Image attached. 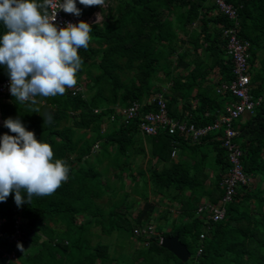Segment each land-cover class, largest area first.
<instances>
[{"label":"trees","instance_id":"16d2710c","mask_svg":"<svg viewBox=\"0 0 264 264\" xmlns=\"http://www.w3.org/2000/svg\"><path fill=\"white\" fill-rule=\"evenodd\" d=\"M226 1L237 8L238 21L220 12L211 15L217 8L211 0H106V7L77 1L80 17L97 10L103 15L90 23L88 48L79 49L82 66L76 84L84 87L81 94L72 95L67 88L63 95L36 97V104L0 98L4 119L19 118L69 168L67 181L50 196H33L29 203L24 192L25 202L18 207L12 192L0 202V218L5 219L0 264H18L4 256L11 250L23 264H264V98L244 123L235 122L247 181L238 182L224 204L225 216L217 221L212 208L226 195L223 179L231 167L221 140L214 133L198 140L182 132L147 135L139 118L127 121L117 112L162 92L171 116L195 127L213 123L234 100L216 90L234 78L223 35L231 26L251 43V67L256 61L260 65L252 74L251 91L255 98L264 96V0ZM7 31L0 21V40ZM182 43L189 46L178 51ZM208 60L212 62L206 66ZM214 66L220 78L204 88ZM7 78V67L0 65V81ZM196 88L194 104L189 98ZM152 110L157 105L143 107L144 113ZM44 116L50 121L45 123ZM5 133L15 135L0 126V138ZM177 144L190 145L193 164L172 160ZM148 156L158 162L145 163ZM127 176L133 181L130 190ZM132 193L143 198L135 215ZM164 200L168 204L159 211ZM174 203L179 213L170 221ZM17 216L26 233L19 243L9 241ZM32 231L31 245L40 247L27 254ZM175 234L191 252L187 262L160 243Z\"/></svg>","mask_w":264,"mask_h":264},{"label":"clouds","instance_id":"9594fccd","mask_svg":"<svg viewBox=\"0 0 264 264\" xmlns=\"http://www.w3.org/2000/svg\"><path fill=\"white\" fill-rule=\"evenodd\" d=\"M79 3L103 7L105 0H79ZM61 9L81 15L77 0H0V21L8 29L0 40V65L7 67L10 93L16 101L36 104V97L63 95L77 83L76 74L82 66L79 49L88 48L92 25L81 20L78 24L67 22L64 27L58 26L57 12ZM227 93L234 97L231 102L239 99L231 92L224 94ZM263 97L260 96L262 101ZM44 118L45 123L50 121V117ZM4 123L15 135L5 133L0 138V202L6 201L12 192L18 207L25 202L24 192L29 203L33 196L52 195L68 179L65 161L54 159L51 144L38 140L19 118L9 117ZM18 247L23 251L22 244Z\"/></svg>","mask_w":264,"mask_h":264},{"label":"built area","instance_id":"2783aa9c","mask_svg":"<svg viewBox=\"0 0 264 264\" xmlns=\"http://www.w3.org/2000/svg\"><path fill=\"white\" fill-rule=\"evenodd\" d=\"M79 1V0H77ZM106 1V0H105ZM219 11L226 14L230 19H237V8L228 3L226 0H213ZM105 4V3H104ZM49 14H51L49 12ZM81 20L92 22L88 17H80L74 14L66 13L62 9L57 12L56 23L60 27L66 26L67 22L79 23ZM224 37L227 40V53L232 57L234 78L231 82H224L218 86L219 93L231 92L239 99L231 102L226 106V113L221 112L217 119L210 125L203 127L191 126L187 121L179 120L171 116L167 101L163 93L155 94L151 99H144L142 101H134L131 105L125 108V118L127 121L130 117L140 119V129L147 135H158L159 133L174 134L182 132L186 136L192 135L193 140L205 136L210 130L218 127H224V136L222 146L228 152V158L231 163L229 171L224 175L223 182L226 185V195L212 208V217L215 221L222 219L226 214V206L224 205L228 200L232 199V194L236 192L238 182L245 183L247 177L242 164L243 149L236 141L239 131L233 126L235 120L246 113H253L255 108L261 103L262 99L259 97L254 99L250 93L251 70H250V46L248 40H243L238 36V30L231 26L224 29ZM72 95L81 94L84 87L76 84L69 88ZM12 96L10 93V78L0 81V98ZM157 105V110H152L144 113L143 107L147 104ZM97 111V110H96ZM6 120L3 117L0 107V126H4ZM175 149L172 155H175ZM5 222L4 218H0V227ZM23 220L17 216L14 222V232L12 234V241L19 243L25 238V231L21 228ZM151 228V227H150ZM139 230H136L138 233ZM3 232L0 231V236ZM164 237L161 238L160 243ZM199 251H202L200 249Z\"/></svg>","mask_w":264,"mask_h":264},{"label":"crops","instance_id":"0c3cea01","mask_svg":"<svg viewBox=\"0 0 264 264\" xmlns=\"http://www.w3.org/2000/svg\"><path fill=\"white\" fill-rule=\"evenodd\" d=\"M231 4V3H230ZM107 5L106 4H104V6L103 7H106ZM223 13V12H221V11H219L218 10V8H216V9H214L213 11H211L210 12V14L211 15H216L217 13ZM98 17H99V19H98ZM89 19H92V22H96L95 20H97L98 19V21H101L102 20V18H103V15H102V12H101V10H97L91 17H88ZM101 19V20H100ZM237 21H238V17H237V19H236ZM97 21V22H98ZM92 22H90V23H92ZM198 23H199V21H197L195 24H193V26L194 27H196V26H198ZM199 54V53H198ZM212 62V60H208V63L206 64V66H209V64ZM256 66H255V68L257 69V68H259L260 67V65H259V61H256ZM202 69H204L203 67H202ZM178 71H180V72H182L185 76L188 74V71H185V70H183L182 68H179L178 69ZM251 76H252V73H251ZM208 77H209V79L207 80V82L205 83V85H204V88H208L209 86H210V83H215V82H217V80H219V78H220V70H219V67L218 66H214V68L210 71V73H209V75H208ZM257 84H259V83H256V85H254V86H257ZM169 85H171V83H169ZM197 90H198V88H196L195 89V91L193 92V94H192V96L189 98L190 100H192V102L194 103V102H196L197 101V97H195V95H196V92H197ZM156 94H159V93H156ZM264 98V97H263ZM195 104V103H194ZM179 107H180V109L182 108V103H180L179 104ZM187 113V112H186ZM223 113H226V109H224V111H223ZM220 114V113H219ZM251 114H245L244 116H242L241 118H239L238 120H239V123H244L245 121H246V119H248L249 118V116H250ZM219 116V115H218ZM217 116V117H218ZM185 121V120H184ZM215 121V120H214ZM236 122V121H235ZM235 122L233 123V126H234V128H235ZM210 124H212V123H210ZM210 124H208V125H210ZM191 126H193V125H191ZM203 127V126H202ZM236 130H238L237 128H235ZM219 131V132H218ZM224 131H225V128L224 127H218V128H216V129H214V130H210L205 136H208L209 134H211V133H214L215 135H213V136H215V138L216 139H218V140H221L222 138H223V136H224ZM239 131V130H238ZM220 132H222V135H220ZM203 137V136H202ZM201 138V137H200ZM200 138H198V139H200ZM197 139V140H198ZM147 143H146V146H148L149 144H148V142H149V139H148V141H146ZM190 145H192L191 143H189ZM185 145V144H177L176 146H174V148L173 149H175V151H176V153H175V155H172V153H171V158H172V160H182L183 162H186V163H189V164H193L194 163V156H195V154H194V152L193 151H191L190 150V145ZM222 144V143H221ZM209 145V142H206L205 143V146L207 147ZM149 148H150V146H149ZM208 152H210V150L208 151ZM201 156V158H203V156L202 155H200ZM141 158H139V160H140ZM145 160V163H150V161H152V163H157L158 162V160L155 158V159H152V157H150V156H148L146 159H144ZM207 170H209L210 171V176L212 177L213 176V171L212 170H210V168H207ZM226 174V173H225ZM224 174V175H225ZM127 179V177L125 178V180ZM127 180H129L130 181V183L131 184H133V181H131L132 179L129 177V179H127ZM125 186H126V182H125ZM131 188H133V186L131 185L130 186V188L128 189L127 187H126V190H130ZM132 196H133V199H137V202L135 203V208L134 209H132L131 210V212L132 213H134V215L136 214V213H138L139 212V210L142 208V204H143V198L142 197H140L138 194H136V193H132ZM168 204V202H166V200H164V202H163V204H162V207L160 208V210L159 211H162L165 207H166V205ZM172 206V205H171ZM177 203H174V206H172L171 207V211H172V217L170 218V219H172V220H174V218H176L177 216H178V209H177ZM21 217V216H20ZM14 232V231H13ZM35 232V231H34ZM35 234V233H34ZM11 237H12V235L10 236V238H9V241L10 242H14V241H12V239H11ZM28 237V236H27ZM33 238V237H32ZM26 240H27V238H26ZM137 245H138V243H136ZM39 247H40V245H31V243L27 246V244H26V249H24V252L25 253H27V254H32V253H35V252H37V250L39 249ZM3 250H5V248H2ZM32 249H34V250H32ZM32 250V251H31ZM4 256L9 260V261H14V262H17L18 264H23L22 262H21V260H20V258L18 257V254H17V252L15 251V250H11V251H5L4 252Z\"/></svg>","mask_w":264,"mask_h":264},{"label":"water","instance_id":"95a60500","mask_svg":"<svg viewBox=\"0 0 264 264\" xmlns=\"http://www.w3.org/2000/svg\"><path fill=\"white\" fill-rule=\"evenodd\" d=\"M34 231L30 232L27 237V246L31 243ZM161 245L174 253L183 262H187L191 258V252L189 251L187 245L180 240L179 234L173 236L165 237Z\"/></svg>","mask_w":264,"mask_h":264},{"label":"rangeland","instance_id":"374dc122","mask_svg":"<svg viewBox=\"0 0 264 264\" xmlns=\"http://www.w3.org/2000/svg\"><path fill=\"white\" fill-rule=\"evenodd\" d=\"M211 1H213V0H211ZM214 2V1H213ZM101 20V19H100ZM95 21H97V20H95ZM99 22V21H98ZM181 45V47H179L178 48V51H182L183 49H184V47L185 46H189L188 44H186V43H182V44H180ZM175 56H177V54H175ZM264 58V57H263ZM251 71H252V74H254L255 72H256V68L255 67H251ZM155 95V94H154ZM127 109V108H126ZM124 111H125V107H119L118 108V110H117V112L119 113V114H124L125 115V113H124ZM126 119V118H125ZM151 145V142H150V144L148 145V150H149V146ZM142 157V156H141ZM127 179H129V177L127 176ZM125 180V182H126V187L129 189L130 188V186L132 185L131 183H130V181L129 180ZM172 219H170V221H171ZM109 238H111V239H114V237L112 236V237H109ZM108 237L107 238H105V241H108L109 242V244H111V246L113 247V241L111 240V239H109ZM32 250H34V249H32ZM31 250V251H32Z\"/></svg>","mask_w":264,"mask_h":264}]
</instances>
